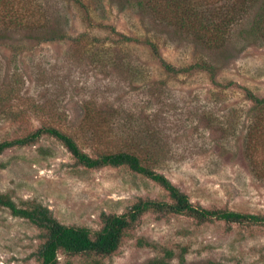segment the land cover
I'll list each match as a JSON object with an SVG mask.
<instances>
[{
	"label": "rangeland",
	"instance_id": "374dc122",
	"mask_svg": "<svg viewBox=\"0 0 264 264\" xmlns=\"http://www.w3.org/2000/svg\"><path fill=\"white\" fill-rule=\"evenodd\" d=\"M114 1L17 0L16 11L0 12V29L8 31L0 41V142L56 127L94 157L123 148L138 154L194 205L264 215V109L252 110L251 99H264V43L240 37L244 21L225 47L197 45L193 36ZM212 1L218 2L214 9L229 2ZM15 15L45 29L9 24L7 30L4 20ZM164 62L215 69L172 75ZM88 112L94 121L118 112L114 122L134 131L126 136L119 125L97 126L85 118ZM0 194L17 205L40 203L61 223L92 230L101 228L103 213L123 214L140 198L167 199L157 183L127 168L77 167L49 136L0 156ZM39 236L29 221L0 207V264H39ZM139 240L151 246L139 247ZM164 250L173 251L174 262L184 255L186 264H264V227L227 230L222 221L148 213L134 236L100 264H147ZM68 263L91 264L60 256L59 264Z\"/></svg>",
	"mask_w": 264,
	"mask_h": 264
},
{
	"label": "trees",
	"instance_id": "16d2710c",
	"mask_svg": "<svg viewBox=\"0 0 264 264\" xmlns=\"http://www.w3.org/2000/svg\"><path fill=\"white\" fill-rule=\"evenodd\" d=\"M114 2L121 8L127 5L138 9L142 12V15L151 17L157 25L173 27L177 33L193 36L194 43L197 45L202 44L208 48L218 49L225 47L228 42V35L239 23L241 25L244 21H246V26L240 30V37L247 41L250 40L249 42L264 43V0H234L233 2L229 0L226 6L223 5L221 8H217L218 12L213 7L218 2L212 0H115ZM15 5H18L17 0H0V12L6 11L8 14L16 11L17 9H14ZM235 5L238 6L237 9ZM223 11L225 13H222ZM220 15H222L221 19L218 17ZM3 23L7 26V30L9 24L12 26L9 29L31 30L34 27L35 30L45 29L42 25L39 27L33 21L26 22L24 18L17 15L6 18ZM7 32L0 29V41L8 39ZM50 33L51 31L47 33V36L52 37L51 39L54 40L55 37L53 38L52 34L49 35ZM43 36L41 38L46 41V35L43 34ZM125 39L130 40L128 37H125ZM147 44L156 49L152 42L149 41ZM13 48L17 51L19 45L15 44ZM162 66L167 73L172 75H179L183 72L188 73L196 68L213 73L215 69L214 66L205 63H197V65L190 68H178L165 62ZM3 91L7 93L5 88ZM0 93L3 92L0 91ZM251 99L254 102L252 110L262 108L263 112L264 99L255 96H252ZM119 115L116 112L107 117L101 113L96 117L97 121H94L95 117H91L90 112H88L85 114V118L93 123H98L97 126L102 125L103 127L108 122L112 125H119V132L129 136L134 131L131 125L114 122V118L119 117ZM256 126L254 125L253 129L257 128ZM98 131L99 128L96 133ZM43 136H49L59 141L72 155L77 167H84L89 170H98L105 167L127 168L131 172L145 176L157 183L166 192L167 199L140 198L123 214L103 213L101 215V228L92 230L88 227L61 223L54 217L49 208L40 203L25 202L22 205H17L10 196L0 194V207L8 208L13 216L29 221L39 230L41 243L34 254L39 264H59L60 256H65L68 259L81 257L91 264H100L103 259L118 253L124 243L134 236L135 231L141 225L142 218L148 213L156 215L158 219L185 215L199 224L222 221L227 225V230H231L235 224L264 227V215L261 214H245L218 208L207 209L200 205H194L189 196L168 177L144 165L140 156L127 148L100 153L94 157L84 152L71 135L56 127L43 126L24 137L0 142V156L9 149L33 146ZM251 147H254L253 142L250 143L249 150ZM138 246L148 247L151 244L139 240ZM173 259V251L164 250L163 257L152 259L147 264H186L184 255L179 257L178 262H174Z\"/></svg>",
	"mask_w": 264,
	"mask_h": 264
}]
</instances>
